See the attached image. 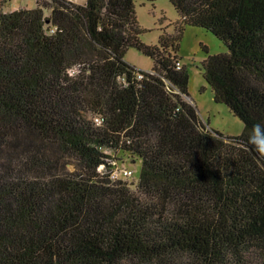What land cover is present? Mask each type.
<instances>
[{
	"label": "trees",
	"instance_id": "1",
	"mask_svg": "<svg viewBox=\"0 0 264 264\" xmlns=\"http://www.w3.org/2000/svg\"><path fill=\"white\" fill-rule=\"evenodd\" d=\"M168 1L175 30L149 45L134 0L0 1V264H264V0ZM185 25L226 46L201 70L238 135L183 98ZM135 159L131 189L111 173Z\"/></svg>",
	"mask_w": 264,
	"mask_h": 264
},
{
	"label": "rangeland",
	"instance_id": "2",
	"mask_svg": "<svg viewBox=\"0 0 264 264\" xmlns=\"http://www.w3.org/2000/svg\"><path fill=\"white\" fill-rule=\"evenodd\" d=\"M2 10L5 12L18 8H33L36 0H0ZM81 2L83 0H72ZM135 16L140 27L144 31L140 35L141 42L155 44L162 31L172 33L175 30V22L179 16L168 0H134ZM208 54L225 53L226 46L211 32L204 28L185 25L178 47V56L181 64H184L188 73L187 95L183 98L193 105L201 121L207 128L216 130L224 136L238 135L243 130V123L222 103L213 99L210 86L202 76L201 62ZM125 60L136 69L150 72L152 60L135 48L127 49ZM118 163V162H117ZM141 162L139 159L119 164L118 168H128L133 171V176L128 178L131 189H134L138 178ZM120 176H122L120 174Z\"/></svg>",
	"mask_w": 264,
	"mask_h": 264
},
{
	"label": "clouds",
	"instance_id": "3",
	"mask_svg": "<svg viewBox=\"0 0 264 264\" xmlns=\"http://www.w3.org/2000/svg\"><path fill=\"white\" fill-rule=\"evenodd\" d=\"M248 140L258 153L264 155V123L252 125V132Z\"/></svg>",
	"mask_w": 264,
	"mask_h": 264
},
{
	"label": "built area",
	"instance_id": "4",
	"mask_svg": "<svg viewBox=\"0 0 264 264\" xmlns=\"http://www.w3.org/2000/svg\"><path fill=\"white\" fill-rule=\"evenodd\" d=\"M177 66L180 67V63L178 62L177 63ZM112 163H115L114 161ZM122 175L123 177H131L132 176V171L128 168H124V169H119L118 167H116V169L111 173V177L112 178H115L117 177L118 175Z\"/></svg>",
	"mask_w": 264,
	"mask_h": 264
},
{
	"label": "water",
	"instance_id": "5",
	"mask_svg": "<svg viewBox=\"0 0 264 264\" xmlns=\"http://www.w3.org/2000/svg\"><path fill=\"white\" fill-rule=\"evenodd\" d=\"M186 97V96H185Z\"/></svg>",
	"mask_w": 264,
	"mask_h": 264
}]
</instances>
